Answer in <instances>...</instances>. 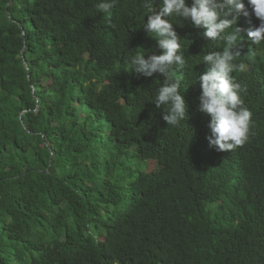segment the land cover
<instances>
[{
  "label": "trees",
  "instance_id": "16d2710c",
  "mask_svg": "<svg viewBox=\"0 0 264 264\" xmlns=\"http://www.w3.org/2000/svg\"><path fill=\"white\" fill-rule=\"evenodd\" d=\"M98 2L0 0V264H264V44L243 30L259 19L236 24L249 138L217 151L193 110L163 119L162 74L131 71L162 52L143 0ZM181 37L185 56L223 49ZM203 69L183 70L189 108Z\"/></svg>",
  "mask_w": 264,
  "mask_h": 264
},
{
  "label": "clouds",
  "instance_id": "9594fccd",
  "mask_svg": "<svg viewBox=\"0 0 264 264\" xmlns=\"http://www.w3.org/2000/svg\"><path fill=\"white\" fill-rule=\"evenodd\" d=\"M118 2L99 0L95 8L97 12L110 17L111 9ZM154 3L155 0H143L148 19L142 26L149 36L156 39L162 52L147 58L143 52L131 55L128 58L131 71L145 77H151L154 73L165 77L151 101L158 110H163V119L168 125L179 126L185 122L190 109L200 116V121H204V132L210 134L209 144L217 151H232L244 145L249 138L252 113L243 100L247 86L235 75L236 71L245 69L242 61L237 62L240 52L234 51L243 40L241 28L236 24L239 14L250 15V7L260 23L255 28L250 23L249 27L244 26L247 42L264 44V0H247L248 7L244 0H160V5L155 6L156 10ZM179 19L190 24L187 26L180 20L181 36L186 34V40L203 43L208 39L222 41L223 49L206 51L204 47L193 50L191 47L185 56L178 30ZM170 20L174 21V27ZM187 63L204 68L193 82L194 86H198L196 98L200 103L191 108L184 96L187 87L181 91L182 73Z\"/></svg>",
  "mask_w": 264,
  "mask_h": 264
}]
</instances>
